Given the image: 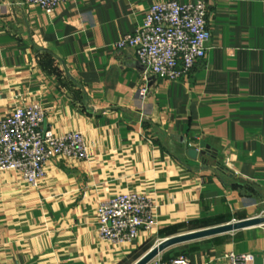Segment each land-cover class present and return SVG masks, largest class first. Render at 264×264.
<instances>
[{
  "label": "crops",
  "instance_id": "obj_1",
  "mask_svg": "<svg viewBox=\"0 0 264 264\" xmlns=\"http://www.w3.org/2000/svg\"><path fill=\"white\" fill-rule=\"evenodd\" d=\"M165 1L72 0L46 14L0 0V119L37 103L45 130L79 131L87 147L84 160L47 162L35 188L0 170V264H133L166 237L264 213V0H205L207 54L175 81L115 46ZM132 191L151 198L156 229L102 240L96 206ZM171 249L264 264V223Z\"/></svg>",
  "mask_w": 264,
  "mask_h": 264
},
{
  "label": "built area",
  "instance_id": "obj_2",
  "mask_svg": "<svg viewBox=\"0 0 264 264\" xmlns=\"http://www.w3.org/2000/svg\"><path fill=\"white\" fill-rule=\"evenodd\" d=\"M23 1L51 14L72 0ZM209 39L205 0H169L152 3L142 23L115 46L133 49L144 74L175 81L205 58ZM45 120V110L37 103L15 107L0 119V170L17 172L31 188L37 187L45 176L47 162L87 158V147L79 131L56 134L43 128ZM95 215L99 237L115 245L130 244L141 232L152 233L157 226L152 200L141 192L114 194L96 206ZM259 217L264 218V213ZM162 254L147 264H225L222 259L226 264H248L254 258L251 253L231 251L217 259L194 263L185 254L169 259Z\"/></svg>",
  "mask_w": 264,
  "mask_h": 264
},
{
  "label": "water",
  "instance_id": "obj_3",
  "mask_svg": "<svg viewBox=\"0 0 264 264\" xmlns=\"http://www.w3.org/2000/svg\"><path fill=\"white\" fill-rule=\"evenodd\" d=\"M200 145L201 147H205V144L203 142H201ZM188 154L192 157H195L197 151L191 148L188 150ZM263 223H264L263 217H252L248 219L232 221L220 225H214V226L166 237L164 239H161L155 245H153L148 251H146L142 256H140L133 264H147L151 259L159 255L160 253H163L168 248H171L181 243L202 239L210 236H215L231 231H236V230L244 229L246 227L260 225Z\"/></svg>",
  "mask_w": 264,
  "mask_h": 264
},
{
  "label": "trees",
  "instance_id": "obj_4",
  "mask_svg": "<svg viewBox=\"0 0 264 264\" xmlns=\"http://www.w3.org/2000/svg\"><path fill=\"white\" fill-rule=\"evenodd\" d=\"M210 226H213V225H210ZM202 228H206V227H202ZM175 253H176V251L171 249V250L163 253L162 256L164 259H169L171 256H174V255L176 256L177 254H175Z\"/></svg>",
  "mask_w": 264,
  "mask_h": 264
},
{
  "label": "rangeland",
  "instance_id": "obj_5",
  "mask_svg": "<svg viewBox=\"0 0 264 264\" xmlns=\"http://www.w3.org/2000/svg\"><path fill=\"white\" fill-rule=\"evenodd\" d=\"M139 254H141V253H139ZM139 254H138V256H141V255H139ZM143 254H144V253H143Z\"/></svg>",
  "mask_w": 264,
  "mask_h": 264
}]
</instances>
